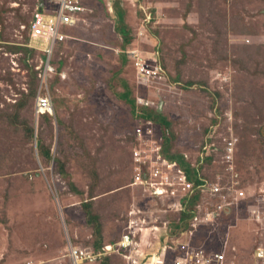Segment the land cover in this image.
Returning a JSON list of instances; mask_svg holds the SVG:
<instances>
[{"label":"rangeland","instance_id":"1","mask_svg":"<svg viewBox=\"0 0 264 264\" xmlns=\"http://www.w3.org/2000/svg\"><path fill=\"white\" fill-rule=\"evenodd\" d=\"M124 1L88 2L82 22L53 54L60 78L44 77L45 52L32 46L30 34L27 46L22 28L36 0H0V253H7L0 264H69L70 239L98 246L120 241L125 216L142 196L130 188L134 149L154 137L162 141L164 131L167 153L194 164L219 144L215 161L201 166L203 181L230 191L239 174L249 195L264 183V0ZM145 37L172 83L146 78L135 66L134 56L153 62ZM40 96L47 97L38 115ZM139 105L145 111L137 112ZM141 129L142 141H135ZM231 136L239 152L228 170L222 152ZM226 197L233 212L200 226L194 243L214 249L226 243L238 250L236 263L254 264L264 224L247 213L252 202L235 200L231 191ZM256 205L264 214V203ZM162 217L171 223L158 233L167 245L165 234L177 233L182 219L174 211ZM161 246L157 241L146 255Z\"/></svg>","mask_w":264,"mask_h":264},{"label":"built area","instance_id":"2","mask_svg":"<svg viewBox=\"0 0 264 264\" xmlns=\"http://www.w3.org/2000/svg\"><path fill=\"white\" fill-rule=\"evenodd\" d=\"M79 11L78 13H73ZM86 9L82 4V0H36V7L27 26H23V30L30 34L32 46L42 49L48 53V60L52 57L55 49L61 44L60 40L65 38L62 32H69V28H73L79 20L80 15L85 14ZM72 20V24H66L63 28L64 21ZM29 38L26 40L28 41ZM29 46V43H27ZM144 59H137V67L141 66V74L146 78H152L157 75L160 68H152L148 62H143ZM42 63V66H49ZM47 75L57 72L55 66L52 69L45 71ZM46 77V74L44 75ZM45 79V78H44ZM149 126V125H148ZM148 130V127L146 128ZM146 130L141 129L137 132V137L142 141V137ZM234 138L230 140L227 145V153L224 156L225 162L228 163V170H233L232 160L236 151V142ZM216 146V145H215ZM213 148L209 145V149ZM161 150V146L150 147L146 142L142 141V146L135 149V167L134 180L131 186H136L142 192V198L139 195V200L135 202L130 209L129 215L133 211L143 213V217L136 221L128 220L125 225V232L122 238L115 244H103L101 246L90 245H74L69 244V257L74 263V258H82L86 261L84 264H93L94 262L108 259L107 257L115 256L120 259V264H139L141 258L146 256V259L153 261V264H240L236 263L239 259L238 250L227 246L214 249L213 246L204 247L194 243L195 233L202 225H211L214 220L222 214H229L233 212L234 204H230L228 193L233 192L235 200L246 201L249 197L253 198L255 202L264 203V183L262 186L249 195L246 188L240 186L237 179H232L228 185L232 186L229 191L226 186L215 184L214 182L197 183L189 177L176 161H167L161 155H154ZM203 155V154H202ZM204 156V155H203ZM143 166L146 168L143 170ZM202 190L200 200L197 198L198 191ZM206 194L207 202H204L203 195ZM138 196V195H135ZM169 197L175 199L178 203L175 204L174 212L182 217V213L188 214V219L180 222L178 232L175 234L166 233L165 236L170 238L167 245H165L163 238L158 233L162 229L170 228V221L164 220L163 214L173 209L167 205L164 198ZM147 199V201L145 200ZM151 200V201H150ZM155 200V201H152ZM150 201L151 205L156 202L157 206L149 210L147 203ZM215 203L212 206L215 210L209 211L208 205ZM174 205L173 203L170 205ZM229 210H231L229 212ZM247 213L254 215L257 221L255 224H264V215L257 205H247ZM156 234L153 239L144 240L143 237H148ZM142 240V241H141ZM138 241L144 243H139ZM157 241H161L162 246L156 253L147 254L145 249H151ZM142 248V250H141ZM132 249V251H131ZM76 257H73V256ZM157 257V260H153ZM259 260H264V246L262 244L256 245L254 251V264H258ZM29 262L28 264H32Z\"/></svg>","mask_w":264,"mask_h":264},{"label":"trees","instance_id":"3","mask_svg":"<svg viewBox=\"0 0 264 264\" xmlns=\"http://www.w3.org/2000/svg\"><path fill=\"white\" fill-rule=\"evenodd\" d=\"M89 1H94V0H82V4L84 5V7H85V9H86V13L89 11V7H88V2ZM121 1V4H122V6L123 5H125V2H127V1H124V0H120ZM111 10H112V8H111ZM113 11V10H112ZM119 11V15H118V18H119V22H121L120 23V27L122 28L121 30H120V32L122 33V35H123V37L125 38L126 37V33L128 34V32H126V29H125V25L124 26H121L122 25V23L124 22V20H125V16H123V14H124V12L122 11V10H118ZM91 13H93V12H91ZM90 13V14H91ZM89 14V15H90ZM83 15V14H82ZM121 15V16H120ZM118 22V23H119ZM144 34V35H141V36H145V32H140L139 33V35L140 34ZM128 37V36H127ZM144 40H146V43H145V45H148V48L149 49H151V51H148V53L150 54V56H152L153 58H152V61L154 62H150L149 60H147L146 62H148L150 65H151V67L152 68H156V67H159L160 68V70H159V72H158V74L157 75H154L153 77H152V80H154L155 79V81H157L158 82V79H162V78H164L165 77V80L167 81V83H172L169 79H168V77H167V75L165 74V72L163 73V70L161 69V67L159 66V63H158V60H160V58H159V55H158V53H159V51L157 50V46H153L152 47V45H153V41L149 38V37H145L144 38ZM127 43H129V39L128 40H126V44ZM122 45V44H121ZM120 45V46H121ZM123 46V45H122ZM121 46V47H122ZM143 59H144V57H143ZM153 63V64H152ZM158 63V64H157ZM163 64V63H162ZM164 66V65H163ZM164 68H165V66H164ZM56 75H58L60 78H61V74H58V72L56 73ZM138 103V102H137ZM141 106H143V105H141ZM142 112V111H145L144 110V107H140V105H139V109H137V112ZM168 133V132H167ZM167 133H166V131H164V133H163V140L161 141L160 139H156L153 135V137H154V140L152 141V142H149L148 143V141H147V144L150 146V147H155V146H161V150L158 152V153H154V155L156 156V155H161L162 156V158L163 159H165V160H167V161H176L178 164H179V166L183 169V170H185V172L189 175V177L191 178V180H193V181H195V182H197V183H203V181L201 180V178H200V175L201 174H203L202 173V167L201 166H203V164H204V161H206V160H211L210 162L212 163V162H214L215 161V154L213 153V151H211V150H208V151H206L205 153H203V155H202V157L201 156H199V157H197V161H196V163L194 164L193 162H192V159L191 158H189V157H187L186 155L185 156H183V158L182 159H178V158H175V157H172L171 156V153L169 154V153H167L168 152V144H167V138L169 137V133H168V135H167ZM134 137H135V141H136V137H137V134H134ZM190 165H189V164ZM133 196H135V195H133ZM141 198H142V196H141ZM145 200V199H144ZM195 200H197V199H195ZM145 201H147V199L145 200ZM172 204V202H168L167 203V205L168 206H170ZM209 207L208 208H205V211L206 210H209V211H213V210H215L212 206H215V203H212L211 205H208ZM231 210H229V212H230ZM182 217H181V219H182V221L183 220H187L188 219V215L187 214H185V213H182V215H181ZM263 241H264V239H262Z\"/></svg>","mask_w":264,"mask_h":264},{"label":"bare ground","instance_id":"4","mask_svg":"<svg viewBox=\"0 0 264 264\" xmlns=\"http://www.w3.org/2000/svg\"><path fill=\"white\" fill-rule=\"evenodd\" d=\"M34 7H36V5L34 6ZM79 11H75V12H73V13H78ZM81 16V15H80ZM73 23V21L72 20H70V21H64V23H63V25H62V28L66 25V24H72ZM61 34H65V38L63 39V40H60L59 41V43H66L67 42V40H68V37H69V35H68V32H62ZM38 51H41L42 49H40V48H36ZM44 56H46V59H47V62H50V64L51 65H49V66H46V69H45V71L48 69H52L53 68V66H55L56 67V69H57V66L56 65H54L53 63H52V58H53V55H52V57L48 60V53H46L45 52V55ZM44 61V63L46 64V61L45 60H43ZM43 61H42V63H43ZM141 71V70H140ZM58 72V71H57ZM50 75V74H49ZM140 76H141V74H140ZM43 77V76H42ZM46 77H48V75L46 76ZM61 77H64L63 76V74H61ZM44 78V77H43ZM130 188L132 189V190H135V188H137L136 186H130ZM164 200L168 203V202H172L174 205H172V206H169V207H167V208H170L169 210H171V209H173L172 211H174L175 209V204H177L178 202L175 200V199H172V198H169V197H166V198H164ZM151 201V200H150ZM150 201L147 203V208L149 209V210H151L152 208H154V207H156L157 206V202L154 204V205H151L150 204ZM152 201H155V200H152ZM178 205V204H177ZM131 209V208H130ZM130 209H129V212H130ZM129 212H128V214H126V216H125V225H126V222L128 221V220H130V221H136V220H138V219H141L142 217H143V213H145V211H143V213L142 212H139V211H133V213H132V215H130L129 217H128V215H129ZM188 215V214H187ZM252 221H257V218L253 215V220ZM124 233H127V232H125L124 231ZM156 236V234H152L151 235V237H150V235L148 236V237H143L142 239H143V241L144 240H149V239H153L154 237ZM142 241V240H141ZM139 243H142V242H140V241H138ZM115 243H118V241H116V242H113V244H115ZM109 245L110 244H112V243H108ZM142 246H144V243H142ZM141 250H142V248H141ZM146 250H148V249H145V252H146ZM131 251H132V249H131ZM68 253V252H67ZM68 256H69V253H68ZM73 257H76L75 255L73 256ZM70 258V257H69ZM108 258V257H107ZM106 259H104V260H101V261H97V262H94L93 264H102L104 261H105ZM153 260H157V257H154L153 258ZM70 261L71 262H69V264H72V260L70 259ZM74 263L75 264H84V263H86V261L85 260H83L82 258H74ZM139 264H141L140 263V261H139ZM148 264H151V261L149 260V263ZM152 264H153V261H152Z\"/></svg>","mask_w":264,"mask_h":264},{"label":"clouds","instance_id":"5","mask_svg":"<svg viewBox=\"0 0 264 264\" xmlns=\"http://www.w3.org/2000/svg\"><path fill=\"white\" fill-rule=\"evenodd\" d=\"M86 14V13H85ZM85 14H83V15H85ZM82 15V14H81ZM82 15V16H83ZM82 16H80V18H81V20H82ZM81 20H79L78 22H79V24H80V21ZM78 22H77V24H78ZM134 54H136V53H134ZM137 58H138V56H134V63L136 64L135 66H137ZM57 73V72H56ZM56 73L54 74V75H56ZM45 97H47V96H40L39 98H38V100H37V104H36V112H37V114L38 115H40L41 114V112H40V106H39V101H41V100H43V99H45ZM232 117V116H231ZM136 138H138V137H136ZM234 138H236V137H234V136H231L230 138H228V139H225L226 140V146H225V151L224 152H222V157H223V160L225 161V159H224V156H225V154L227 153V145H228V143H229V141L230 140H233ZM139 139V138H138ZM237 139V138H236ZM238 140V139H237ZM238 144H239V140L236 142V151H235V155H234V158H233V160H232V166H234L235 165V163H234V161H235V157H236V154L239 152V150L237 149V146H238ZM217 150H213V152H214V154H215V158H216V155H218V154H220V151H219V144H216V146H214ZM138 147H135V149H137ZM135 149H134V152H135ZM213 148H211V149H208V150H212ZM207 150V151H208ZM201 154H203V152H201ZM190 158V157H189ZM198 160V159H197ZM227 163V162H226ZM227 166H228V163H227ZM238 181L240 182V186L241 187H243V188H246V186L244 185H242V183H241V180H240V178H239V174H238ZM237 178H235V179H237ZM258 188V187H257ZM256 188V189H257ZM247 190V192H248V189H246ZM249 193V192H248ZM206 197H208V196H206ZM209 198V197H208ZM246 202H252L253 203V205H256V203H261V202H255L254 200H253V198H251V197H249L247 200H246Z\"/></svg>","mask_w":264,"mask_h":264},{"label":"crops","instance_id":"6","mask_svg":"<svg viewBox=\"0 0 264 264\" xmlns=\"http://www.w3.org/2000/svg\"><path fill=\"white\" fill-rule=\"evenodd\" d=\"M36 5V4H35ZM34 11H35V8L33 9V13H34ZM33 13H32V16H33ZM32 16H31V18H32ZM84 16V15H83ZM83 16H82V19H83ZM82 22V20L80 21V23ZM78 25H79V22H78V24H76L73 28L75 29V28H77L78 27ZM29 38V35H28V37L26 38V39H28ZM27 43H29V40L27 41ZM29 47V46H28ZM132 206V205H131ZM125 221V220H124ZM6 222H9V224L11 223L10 222V220H7ZM2 222L0 221V224H1ZM6 227H8V230H9V232H10V237H8V238H10V243H11V245H13V231H12V227H10V226H6ZM64 233V236H63V242H64V239H65V242H67V239H66V235H65V232H63ZM123 234V233H122ZM6 236V235H5ZM65 237V238H64ZM68 238H71V237H68ZM0 240L4 243V241H5V237H1L0 238ZM64 242V243H65ZM70 243H73V240L72 239H70V240H68V247L67 248H69V244ZM107 243H109V242H106V243H103V244H107ZM102 244V245H103ZM74 245H77V246H79V245H82V246H84V245H90V246H94V247H96V246H98V245H96V244H74ZM67 252H69V250L67 249ZM9 253V252H8ZM3 256V258H2V260L1 261H3V262H5V259L7 258V253L4 255V253H0V256ZM69 261V260H68ZM31 262H33L32 264H39L38 262H35V261H31ZM69 262H71V261H69ZM28 264V263H27Z\"/></svg>","mask_w":264,"mask_h":264}]
</instances>
